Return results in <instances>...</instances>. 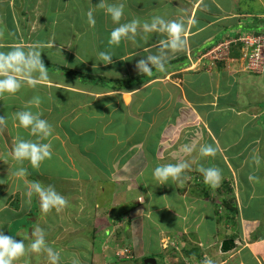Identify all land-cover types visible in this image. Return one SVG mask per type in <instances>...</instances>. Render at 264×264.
<instances>
[{"label":"crops","instance_id":"crops-1","mask_svg":"<svg viewBox=\"0 0 264 264\" xmlns=\"http://www.w3.org/2000/svg\"><path fill=\"white\" fill-rule=\"evenodd\" d=\"M64 1H61V5L46 7L49 0H0V52H8L16 47L27 51L38 46L49 74L48 80L40 81L35 88L25 84L15 96L5 94L0 98V117L6 119L0 125V178L4 177L0 180V191L2 184L9 182L0 192V230L5 235L14 236L17 241L24 239L25 244L30 245L31 232L21 234L23 229L12 231L17 219L23 213L27 214L28 211L23 209L30 210L33 205L39 208L37 196L34 195L31 202L25 196L26 180L40 178L41 183L52 184L60 190L63 188L60 180L72 179L66 175L72 176L71 172H75L76 167L81 168L79 162L91 165L96 160L109 167L111 164L114 166V160L108 158L110 151L113 156L126 155L131 149V137L135 139L132 148L145 153L146 140L138 136L141 130H157L160 135L162 132L168 135L170 130L175 131L176 124H193V128L201 131L206 138V144L218 148L215 161L205 167H218L222 172L223 185L227 183L226 189L223 185L215 188L217 195L212 196L210 202L207 198L211 208L204 206L201 209L206 212L204 219L208 211L219 210L221 206L225 210L221 213L226 215L225 220L231 218L227 210L229 204L234 207V215H237V223L232 226L230 222L234 219H231V227L227 229V233H237L233 237L236 246L228 252L218 251L220 257H225L224 260L220 259L221 264H264V72L244 71L235 61L226 67L225 63L211 61L204 56L215 44L225 39L262 29L264 1L123 0L125 14L121 23L132 19L143 22L156 15L169 20L182 17L187 28V45L181 52L170 53L166 73L154 68L149 80L130 86L124 83L118 89L78 79L80 75L105 80L133 78L141 74L136 66L137 61L157 54L158 42L165 37L148 33L143 38L137 35L134 41H122L119 46L109 45L110 32L118 25L104 10L97 9L99 0H72V7ZM108 2L116 3L115 0ZM90 10L93 11L96 25L91 27L88 24V29H85ZM71 12L82 29L72 28L77 21L68 23ZM247 16L251 18L247 19ZM191 19L196 22L189 23ZM78 31L80 38L76 42L72 36ZM55 33L65 38L56 39ZM101 51L113 55L111 63L105 65L100 61ZM229 53L231 58H238L240 45H232ZM63 67L76 73L68 75ZM133 68L137 69L135 74ZM34 96L41 98V104L39 108L33 106L31 110L41 112L42 118L54 130L53 135L44 140L45 143L54 141L53 156L43 161L39 169L32 168L27 160L18 164L11 156L17 137L36 139L28 130L14 126L15 113L24 110ZM69 140L72 153L65 151L66 141ZM149 145L152 152L157 151L158 145L154 140ZM118 149L127 150L124 155H119L116 152ZM225 152L230 155H225ZM253 155L261 158L259 166L254 163ZM126 160L124 158L121 164L124 165ZM148 163L145 158V166ZM20 167L27 169L24 179L13 175ZM91 168L95 169V165ZM250 176L259 179L250 180ZM7 186L8 190L5 191ZM141 186L140 183L137 185L139 189ZM157 186L161 187L160 184ZM244 238H247L246 243H243ZM200 251L201 260L195 258L198 261L192 264H204L208 256L205 251ZM186 253L182 258L192 261L193 258H188L192 255ZM29 254L21 257L16 264H26L25 259ZM40 255L33 264H49L46 254ZM44 258L45 262L41 260Z\"/></svg>","mask_w":264,"mask_h":264},{"label":"rangeland","instance_id":"rangeland-1","mask_svg":"<svg viewBox=\"0 0 264 264\" xmlns=\"http://www.w3.org/2000/svg\"><path fill=\"white\" fill-rule=\"evenodd\" d=\"M61 1L63 2V0H49L46 7L61 5ZM115 2L123 3V0H115ZM64 3L72 7V0H65ZM68 16L71 18L68 21L69 24L76 23L74 13L71 12ZM247 17V19L251 18V16ZM88 24H85V29H88ZM72 28L82 29L78 21ZM54 35L56 39L65 38L56 33ZM72 37L77 42L80 38L79 31ZM211 57L208 55L206 58L211 59ZM228 64L230 65L231 62L228 61ZM238 64L244 71L249 69L243 62H238ZM132 71L135 74L137 69L133 68ZM193 127V124H176L175 131L169 129L168 135L163 132L160 135L157 130L156 132L141 130L138 136L146 140L145 153H141L136 147L132 148V145H135V139L131 137L129 139L131 149L126 155L124 154L127 149L116 151L117 154L124 156H113L110 151L108 158L110 161L114 160V166L111 164L109 167L96 160L91 165L79 162L78 166L81 164V168L76 167V171L71 172L72 176L66 175L67 178L72 179L60 180L63 188L57 190L66 196L69 205L59 213L55 210L44 213L39 201V208L38 205H33L30 210L29 208L23 209L28 212L23 213L17 219L12 231L17 232L23 229L20 231L21 234H29L32 231L31 223L33 229L36 226L44 228L49 245L60 252V264H148L145 261L147 258H153L155 264H192L195 258L201 260L200 250L205 251L208 256L206 258H211L214 264H221L220 259H225L218 253V251L222 252L221 242L225 239H232L236 242L233 237H236L237 233H227V229L231 227L229 225L231 219H234L230 222L232 226L237 223L235 220L237 215H234V207L229 204L227 210L231 218L227 217L225 220L226 215L221 214L225 210L221 206L219 210L216 208L214 211H208L209 214L204 219L206 212L204 213L201 209L204 206L211 208L208 202L217 193L214 188L204 182L203 175L197 169L200 165L205 167L208 163L212 164L211 161H215V158L199 156V146L206 144L207 140L201 131ZM151 140L158 145L156 152L149 149ZM70 143V140L66 141L65 151L67 153L71 152L68 145ZM152 144L154 145V142ZM185 146L193 147L194 151L186 154ZM225 153V155H230L228 152ZM81 157L86 158L84 155ZM124 158L129 160H126L123 165L121 161ZM145 158L149 162L146 166ZM183 160H188L191 168L186 170L182 178L175 182L169 180L164 185L160 184V188L158 186L156 188L157 182L152 177L153 168L159 164L177 163ZM92 165H95V169L91 168ZM33 180L40 182V178L36 180L33 178ZM52 182L54 183V180ZM139 183L142 185L141 189L137 187ZM6 184H2L1 191ZM226 185L227 183L223 185L224 189ZM206 192L210 195L203 196ZM169 210L174 213H170ZM29 218L34 220L29 223ZM27 238L30 239L29 236ZM198 239L202 246L199 245ZM219 239H222L221 242ZM246 241L247 238H244L243 243ZM194 246L199 249H193L195 252H192ZM186 251L192 255L188 256V258H193L192 261L182 258ZM30 254L25 259L26 264L29 262L33 264L37 257L41 256ZM41 260L46 261L45 258Z\"/></svg>","mask_w":264,"mask_h":264},{"label":"clouds","instance_id":"clouds-1","mask_svg":"<svg viewBox=\"0 0 264 264\" xmlns=\"http://www.w3.org/2000/svg\"><path fill=\"white\" fill-rule=\"evenodd\" d=\"M97 9L104 10L105 14L111 17L114 24L118 25L111 30L108 39L109 45L119 46L122 41L136 40L137 35L146 37L148 33L162 34L165 38L158 42V53L146 56L137 61V69L140 73L152 75L153 68L161 73L167 72V65L170 53H178L184 50L187 45L186 23L181 17L179 19H165L163 16L156 15L150 20L132 19L127 23H121L125 14L124 3H109L108 0H99L96 4ZM87 20L89 25L95 26L93 11H88ZM191 19L189 23H195ZM264 33V32H263ZM256 34V33H255ZM113 55L108 51H101L99 59L105 65L112 62ZM221 62V61H220ZM49 78L47 67L41 59V51L38 46L25 51L22 47H16L8 52H0V98L5 94L15 96L22 87L26 85L35 88L40 81H46ZM128 98H125L127 100ZM41 104V98L34 96L32 100L25 105L24 110L17 111L14 117V126L29 131L30 135L36 137L35 140L17 137L12 148L11 156L18 163L23 164L28 161L32 168L39 169L43 161L51 159L53 156L51 141H43L53 135V127L42 118V113L33 112L31 108ZM6 119L0 117V125L4 124ZM194 148L185 146L184 152L191 154ZM218 148L212 144H203L199 146L198 152L201 158L215 157ZM254 163L259 166L261 158L253 155ZM191 168L188 160L177 163L159 164L152 170V177L157 184H166L169 180L175 182L182 178L186 170ZM204 177V182L211 188H218L222 180V172L218 167H204L200 165L197 169ZM13 175L24 179L27 175V169L18 168ZM250 180H258L256 176H250ZM25 196L28 202L32 197H38L41 209L44 213L55 210L61 212L69 205V200L61 192L57 191L52 184L45 185L39 181H25ZM46 230L36 226L31 231L32 241L26 245L24 239L17 241L14 236L5 235L0 230V264H16L27 253L41 254L47 256L49 264H60V252L51 247L46 240ZM204 264H214L211 258H206Z\"/></svg>","mask_w":264,"mask_h":264},{"label":"built area","instance_id":"built-area-1","mask_svg":"<svg viewBox=\"0 0 264 264\" xmlns=\"http://www.w3.org/2000/svg\"><path fill=\"white\" fill-rule=\"evenodd\" d=\"M234 44L240 45V56L231 58L230 48ZM211 55V61L217 60L228 67L230 62H243L247 72L262 73L264 71V33H245L237 38H228L215 44L204 56Z\"/></svg>","mask_w":264,"mask_h":264},{"label":"trees","instance_id":"trees-1","mask_svg":"<svg viewBox=\"0 0 264 264\" xmlns=\"http://www.w3.org/2000/svg\"><path fill=\"white\" fill-rule=\"evenodd\" d=\"M263 29H264V27H262V29H259V31H256L254 33H256V34L263 33L264 32ZM62 69L68 75L76 73L74 70L66 68V67H63ZM153 71H154V68H153ZM152 75H147V74L141 73V74H139V75H137V76H135L133 78L132 77H129V78L128 77H124V78H120V79L116 78V79H113V80H107V79L105 80L104 78L98 79V78H94V76H92V75H80L81 78H79V79H81V81H85L87 83H93V84L99 85V86H106V88H109V89H115V87L118 89L119 87H121V85H124V83H126L127 85H129V84L130 85H136L135 83L139 82V84H141L145 80H149ZM127 90H129V88H127ZM209 194H210L209 192H206V193L203 194V196H209ZM193 249L196 250V249H199V248L197 246H194L192 248V252H195V250H193ZM186 254L189 255L190 253L187 252Z\"/></svg>","mask_w":264,"mask_h":264},{"label":"water","instance_id":"water-1","mask_svg":"<svg viewBox=\"0 0 264 264\" xmlns=\"http://www.w3.org/2000/svg\"><path fill=\"white\" fill-rule=\"evenodd\" d=\"M220 247L223 253L228 252L229 250L235 247V242L232 239H225L221 242ZM145 261L150 264H155V260L153 258H147Z\"/></svg>","mask_w":264,"mask_h":264}]
</instances>
